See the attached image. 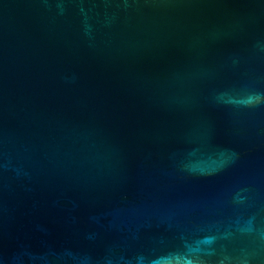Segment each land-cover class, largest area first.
Wrapping results in <instances>:
<instances>
[{"label": "water", "instance_id": "95a60500", "mask_svg": "<svg viewBox=\"0 0 264 264\" xmlns=\"http://www.w3.org/2000/svg\"><path fill=\"white\" fill-rule=\"evenodd\" d=\"M0 264H264V0H0Z\"/></svg>", "mask_w": 264, "mask_h": 264}]
</instances>
